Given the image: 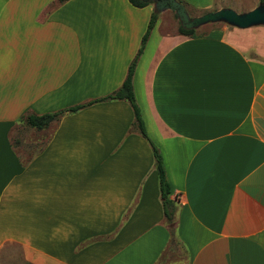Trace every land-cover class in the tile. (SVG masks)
<instances>
[{
    "label": "crops",
    "instance_id": "crops-1",
    "mask_svg": "<svg viewBox=\"0 0 264 264\" xmlns=\"http://www.w3.org/2000/svg\"><path fill=\"white\" fill-rule=\"evenodd\" d=\"M181 1L240 14L242 0ZM167 6L0 0V257L17 247L30 264H264V42L248 37L264 23L183 35ZM153 11L132 78L147 138L128 101L108 100L30 127L52 130L19 151L23 114L121 86Z\"/></svg>",
    "mask_w": 264,
    "mask_h": 264
},
{
    "label": "trees",
    "instance_id": "trees-1",
    "mask_svg": "<svg viewBox=\"0 0 264 264\" xmlns=\"http://www.w3.org/2000/svg\"><path fill=\"white\" fill-rule=\"evenodd\" d=\"M60 2H63L65 0H59ZM158 0H129V2L135 6V7H145L149 4H153L157 2ZM261 4H264V0H259ZM158 18V13L157 11H153L149 22L148 26L146 29L145 34L142 37L141 40V45L138 49L137 54L135 55L134 59L131 61L128 70H127V75L121 84L119 88L114 90L108 95H105L100 98L92 99L90 101H87L82 104L74 105L72 107L58 110L52 113H45V114H35L31 112H27L21 116V120L25 123V125L29 127L36 128L38 130H42L47 128L51 123L57 122L61 116H63L66 113H72L76 112L77 110L84 108L86 106H89L93 103L96 102H103V101H108V100H126L130 103L133 112H134V122L132 125V128L137 130L142 136L147 138L144 125H143V120L141 116L140 109L136 103L135 100V95L133 91V84H132V78H133V73H134V68L136 66L138 57L141 55L144 44L150 34V31L153 29L156 21ZM178 31L183 34V35H194L195 30L190 28L186 29L182 25H179ZM152 146V151H153V157H154V166L155 170L158 175V181H159V189H160V195L162 199V205L164 209V214L166 217V220L168 222L172 221V213H173V201L170 200L169 195H170V186L167 182L166 178V173H165V168L163 164L162 157L158 151V149L151 143Z\"/></svg>",
    "mask_w": 264,
    "mask_h": 264
},
{
    "label": "rangeland",
    "instance_id": "rangeland-1",
    "mask_svg": "<svg viewBox=\"0 0 264 264\" xmlns=\"http://www.w3.org/2000/svg\"><path fill=\"white\" fill-rule=\"evenodd\" d=\"M257 1L258 0H242L236 3L233 1L231 6H233L237 12L242 14L243 12H246L247 9L251 6H256L255 4L257 3ZM168 2H171L172 6H167ZM155 5L156 10L162 9L163 6H167V13L173 17L177 26L182 25L184 28H186L185 26L190 25L189 23L192 22L194 24L193 27H195L196 32L198 34L207 33L211 29H218L221 28L222 25H224V20H207L205 22H200L201 20L199 19H201L204 15L213 12V10H197L181 0H158L157 2H155ZM168 14L162 15L161 21L164 25H168L167 27H171V25L174 26ZM257 28H259V32H250V34H248V37H259V40H261L260 38H263L262 42H264V24H259V26H253L252 29ZM51 130L52 129H47L44 131H35L30 129L29 126L21 124L20 126H17V128H13V131L11 132V137L13 141L14 139H20L21 142L18 145L19 151L33 150L36 152L47 141ZM0 264L30 263L23 259L20 249H18L17 247H13L8 248V251H4L2 253L0 257Z\"/></svg>",
    "mask_w": 264,
    "mask_h": 264
},
{
    "label": "water",
    "instance_id": "water-1",
    "mask_svg": "<svg viewBox=\"0 0 264 264\" xmlns=\"http://www.w3.org/2000/svg\"><path fill=\"white\" fill-rule=\"evenodd\" d=\"M200 22H205L207 20H224L230 24L237 25L240 27H246L256 23H264V4L255 8L246 13L238 14L233 10L225 9L216 12L208 13L204 15ZM190 25L185 26L186 28L193 27V23L190 22Z\"/></svg>",
    "mask_w": 264,
    "mask_h": 264
}]
</instances>
